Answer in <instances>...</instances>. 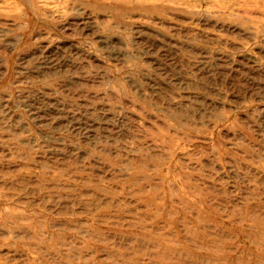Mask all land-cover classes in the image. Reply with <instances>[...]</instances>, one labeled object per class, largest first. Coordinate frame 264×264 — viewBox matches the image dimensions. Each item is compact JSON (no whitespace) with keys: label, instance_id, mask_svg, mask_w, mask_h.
<instances>
[{"label":"rangeland","instance_id":"1","mask_svg":"<svg viewBox=\"0 0 264 264\" xmlns=\"http://www.w3.org/2000/svg\"><path fill=\"white\" fill-rule=\"evenodd\" d=\"M0 264H264V0H0Z\"/></svg>","mask_w":264,"mask_h":264}]
</instances>
